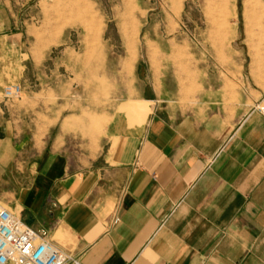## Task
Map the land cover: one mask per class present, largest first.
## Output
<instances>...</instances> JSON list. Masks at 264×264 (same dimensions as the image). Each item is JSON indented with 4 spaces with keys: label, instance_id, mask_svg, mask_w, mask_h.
Masks as SVG:
<instances>
[{
    "label": "crops",
    "instance_id": "1",
    "mask_svg": "<svg viewBox=\"0 0 264 264\" xmlns=\"http://www.w3.org/2000/svg\"><path fill=\"white\" fill-rule=\"evenodd\" d=\"M7 4L0 182H19L5 203L81 264H264V115L237 78L229 91L220 76L202 79L186 97L154 84L100 110L48 82L50 46L39 43L26 68L39 88L3 99L24 81Z\"/></svg>",
    "mask_w": 264,
    "mask_h": 264
},
{
    "label": "rangeland",
    "instance_id": "2",
    "mask_svg": "<svg viewBox=\"0 0 264 264\" xmlns=\"http://www.w3.org/2000/svg\"><path fill=\"white\" fill-rule=\"evenodd\" d=\"M2 3H8L23 32L21 93L39 88L33 84L36 70L26 68L28 50L36 57L40 43L50 46L45 56L51 72L48 82L68 95L97 99L100 110L112 108L135 89L147 96L154 84L167 96L179 92L186 97L198 91L202 79L219 76L227 91L235 87L231 81L237 78L236 87L254 99L247 100L251 107L264 104V0ZM10 67L11 63L9 71ZM17 182H0V201L8 208L5 202L13 197L4 192Z\"/></svg>",
    "mask_w": 264,
    "mask_h": 264
},
{
    "label": "built area",
    "instance_id": "3",
    "mask_svg": "<svg viewBox=\"0 0 264 264\" xmlns=\"http://www.w3.org/2000/svg\"><path fill=\"white\" fill-rule=\"evenodd\" d=\"M17 83L3 87V99L17 97ZM264 115V104L251 107ZM0 264H81L78 255L55 245L44 229L25 223L19 212L0 201Z\"/></svg>",
    "mask_w": 264,
    "mask_h": 264
}]
</instances>
